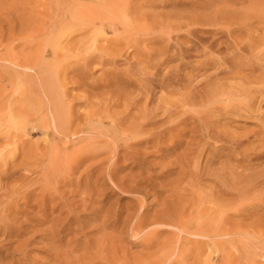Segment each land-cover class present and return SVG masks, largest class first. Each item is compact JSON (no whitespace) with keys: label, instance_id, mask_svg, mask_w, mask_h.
Segmentation results:
<instances>
[{"label":"rangeland","instance_id":"374dc122","mask_svg":"<svg viewBox=\"0 0 264 264\" xmlns=\"http://www.w3.org/2000/svg\"><path fill=\"white\" fill-rule=\"evenodd\" d=\"M43 57L72 116L65 134L40 127L47 99L14 80ZM263 74L264 0H0V264H264ZM213 86L228 92L201 102ZM140 108L157 116L132 138ZM195 170L208 199L179 213ZM138 202L173 222L121 235Z\"/></svg>","mask_w":264,"mask_h":264},{"label":"bare ground","instance_id":"6f19581e","mask_svg":"<svg viewBox=\"0 0 264 264\" xmlns=\"http://www.w3.org/2000/svg\"><path fill=\"white\" fill-rule=\"evenodd\" d=\"M48 15V14H47ZM49 16V15H48ZM44 18V17H43ZM49 18H53V17H49ZM48 18V19H49ZM50 20V19H49ZM47 24H49V23H47ZM44 25V24H43ZM62 25V24H61ZM48 27V26H47ZM51 27V26H50ZM44 29V28H43ZM47 29V28H46ZM46 29H44V30H46ZM82 29H84V28H82ZM87 29V28H86ZM92 29V28H91ZM37 31V30H36ZM48 31V30H47ZM50 31V30H49ZM86 31V30H85ZM51 33V32H50ZM50 33H49V35H50ZM52 33H54V32H52ZM80 33V32H79ZM83 33V32H82ZM156 33V32H155ZM57 34V33H56ZM43 35H48L47 33H45V31H44V34ZM42 35V36H43ZM97 35V34H96ZM100 35V34H99ZM90 36V35H89ZM93 36V35H92ZM44 38H47V36H44ZM63 38V37H62ZM121 38V37H120ZM86 40V39H85ZM17 42V41H16ZM33 42V41H32ZM45 42V41H44ZM76 42V41H75ZM26 43V42H25ZM60 43V42H59ZM12 44V43H11ZM28 44V43H27ZM55 44V43H54ZM90 44H91V42H90ZM33 45V44H32ZM48 45V44H47ZM54 46V45H53ZM62 46V45H61ZM64 46V45H63ZM68 48V47H67ZM57 50V49H56ZM42 51H44V50H42ZM263 51V50H262ZM64 52V51H63ZM78 52V51H77ZM59 54V53H58ZM42 55V54H41ZM57 56V55H56ZM55 56V57H56ZM48 58V57H47ZM47 58L45 57H43L41 60H40V58H39V60H37L36 62H34L33 64L31 63V66L30 67H28L27 69H31L30 71H34V74L32 75V74H30L29 72H27L26 70V72H24L23 74L21 73L20 74V76L18 75L19 73L17 72V75L18 76H14V80L18 83V84H22V85H24V88H25V91L27 92V94L29 95H34V94H36V96H38L37 98H40L39 96H43L45 99H47L46 101H47V103L44 105L45 107H46V110H47V108L49 109L48 111H46V112H48L49 113V115H50V117H49V123L47 122H45L46 120H44V118H43V120H42V118H41V116H40V118H41V121H43V123H42V125L40 126V127H44V129L45 128H47V127H51L52 129L54 128V130H56L58 133H60V134H65V133H67V131H68V129H69V126H71V121H72V116H71V113H70V111H63V110H60V106H61V103H62V98H61V94H59L58 92H57V88L56 87H58V85H55L54 84V82L55 81H53V84H50V83H48L49 81H47V78H48V75H50V74H54V72H56V71H52L51 69H52V67L50 66V65H52L51 64V62H50V60H47ZM57 58V57H56ZM18 61V60H17ZM34 61V60H33ZM158 61V60H157ZM68 62V61H67ZM86 62V61H85ZM14 63V62H13ZM49 63H50V65H49ZM254 64V63H253ZM55 66V65H54ZM62 66V65H61ZM51 67V68H50ZM57 67V66H56ZM261 68V67H260ZM58 70H59V67H58ZM57 70V71H58ZM31 72V73H32ZM61 72V71H60ZM66 72V71H65ZM236 74H238V72L236 73ZM243 74V73H242ZM241 74V75H242ZM264 75V74H263ZM53 76V75H52ZM99 76V75H98ZM231 76V75H230ZM233 77V76H232ZM236 77V76H235ZM234 77V78H235ZM245 77H247V76H245ZM244 77V78H245ZM254 77V76H253ZM257 77H258V75H257ZM260 77H261V75H260ZM240 78V77H239ZM256 78V77H255ZM254 78V79H255ZM263 78V77H262ZM230 79V78H229ZM259 79H261V78H259ZM55 80V79H54ZM219 81V80H218ZM242 81V80H241ZM217 82V81H216ZM226 82V81H225ZM219 84H220V81L218 82ZM227 83V82H226ZM201 84V83H200ZM231 84V83H230ZM217 85V83H215V86ZM238 85V84H237ZM62 86V85H61ZM60 86V87H61ZM140 86V85H139ZM220 86H222V85H220ZM245 86V85H244ZM15 87H16V85H15ZM143 87V86H142ZM147 87V86H146ZM216 87H218V86H216ZM225 87V86H224ZM224 87H223V89H217V88H214V86L212 87V88H210L209 90H207V91H205L202 95H200V96H198V99H200L201 100V102H202V100L204 99V100H206V101H210V102H212L213 104H214V102H219L220 101V99L218 98V97H220L222 94H226L228 91H224ZM226 87H227V85H226ZM230 87H231V85H230ZM252 87V86H251ZM59 88V87H58ZM153 88V87H152ZM220 88V87H219ZM231 88H234V86L233 87H231ZM242 88V87H241ZM245 88V87H244ZM243 88V89H244ZM250 88V87H249ZM140 89V88H139ZM228 89V88H227ZM237 88H234V89H232V90H236ZM243 89H242V91H243ZM247 89V88H246ZM15 90V89H14ZM21 90H23L22 88H21ZM20 90V91H21ZM247 90H249V89H247ZM246 90V91H247ZM255 90V89H254ZM230 92H231V90H229ZM241 92L240 90H237V92ZM249 91H251V90H249ZM229 92V93H230ZM233 92V91H232ZM232 92H231V94H232ZM238 92V93H239ZM248 92V91H247ZM20 93V92H19ZM24 93V92H23ZM132 93V92H131ZM228 93V94H229ZM255 93V92H254ZM261 93H262V91H261ZM21 94V93H20ZM230 94V95H231ZM237 94V93H236ZM252 94V93H251ZM192 95V94H191ZM229 95V96H230ZM233 95H234V93H233ZM231 96V97H234V98H237L238 97V95H236V97L235 96ZM242 95V94H241ZM247 95V94H246ZM26 96V95H25ZM30 96V97H31ZM35 96V95H34ZM137 96V95H136ZM224 97H225V95H223ZM223 96H222V98H223ZM229 96L227 97L228 99H229ZM243 96H245V95H243ZM256 96V95H255ZM29 97V96H28ZM127 97H128V95H127ZM195 97V96H194ZM230 97V98H231ZM32 98V97H31ZM221 98V100H223ZM22 99V98H21ZM36 98L34 97V99H31V100H35ZM41 99L43 100V98L41 97ZM41 99H39V100H41ZM44 99V100H45ZM147 99V98H146ZM187 99V98H186ZM192 99V98H191ZM217 99H219L218 101H217ZM247 99V98H246ZM39 100H37V102L39 101ZM42 100H41V103H42ZM178 100V99H177ZM181 100V99H180ZM195 100H197V99H195ZM230 101H231V99H229ZM232 100H233V98H232ZM244 100V99H243ZM19 101H21V100H19ZM152 101V100H151ZM162 101V100H161ZM192 101H194V98H193V100H191L190 102H187V100H186V102L188 103V104H191L192 103ZM209 101H208V104L207 105H209ZM226 101V100H225ZM242 101V100H241ZM251 101V100H250ZM260 101V100H259ZM23 102H25V101H23ZM44 102V101H43ZM99 102V101H98ZM97 102V103H98ZM104 102H106V101H104ZM109 102V101H108ZM118 102V101H117ZM160 102V101H159ZM178 102V101H177ZM195 102H197V101H195ZM232 102V101H231ZM39 103V102H38ZM100 103V102H99ZM110 103V102H109ZM116 103V102H115ZM128 103H129V101H128ZM164 103V102H163ZM186 103V104H187ZM31 104V103H30ZM29 104V105H30ZM33 104V103H32ZM37 104V103H36ZM35 104V105H36ZM68 104V103H67ZM111 104V103H110ZM131 104V103H130ZM129 104V105H130ZM157 104H158V101H157ZM166 104V103H165ZM185 104V105H186ZM216 104V103H215ZM229 104H231V103H229ZM236 104V103H235ZM244 104V103H243ZM40 105H42V104H40ZM39 105V106H40ZM105 105V104H104ZM103 105V106H104ZM149 105V104H148ZM182 105V104H181ZM14 106V105H13ZM12 106V107H13ZM126 106V105H125ZM157 106H159V105H157ZM188 106V105H187ZM210 106H211V104H210ZM227 106V105H226ZM233 106V105H232ZM235 106V105H234ZM248 106V105H247ZM27 107V106H26ZM65 107V106H64ZM98 107V106H97ZM141 107V106H140ZM164 107V106H163ZM168 107V106H167ZM180 107V106H179ZM190 107V106H189ZM202 107V106H201ZM224 107V106H223ZM11 108V107H10ZM108 108V107H107ZM127 108V107H126ZM150 108V107H149ZM183 108H186V107H183ZM212 108H215L214 106H212ZM231 108V107H230ZM236 108V107H235ZM17 109V108H16ZM39 109L41 110V107H39ZM62 109V108H61ZM103 109H104V107H103ZM106 109V108H105ZM141 109V108H140ZM155 109H158V107L156 108L155 107ZM168 109V108H167ZM190 109V108H189ZM192 109V108H191ZM206 109H208V108H206ZM219 109H221V108H219ZM8 110V109H7ZM37 110H38V105H37ZM40 110H39V112H40ZM70 110V109H69ZM101 110V109H100ZM142 110V109H141ZM159 111H160V109H158ZM170 110V109H169ZM182 110V109H181ZM33 111V110H32ZM147 111V110H146ZM152 111V110H151ZM155 111V110H154ZM157 111V110H156ZM189 111V110H188ZM200 111V110H199ZM203 111V110H202ZM222 111V110H221ZM241 111V110H240ZM163 112V111H162ZM166 112V111H165ZM191 112V111H190ZM189 112V113H190ZM193 112H195V110L193 111ZM197 112V111H196ZM209 112V111H208ZM208 112H206V113H208ZM224 112H226V111H224ZM32 113V112H31ZM35 113H37V114H39L38 112H35ZM158 113V112H157ZM169 113H171V112H169ZM168 113V114H169ZM183 113V112H182ZM188 113V112H187ZM205 113V112H204ZM214 113V112H213ZM223 113V112H222ZM234 113V112H233ZM44 114H47V113H45L44 112ZM137 115H135L134 116V118H133V120H131L130 121V124H131V127L129 128L130 129V131H128V133H129V136L130 137H134V136H136V134L137 133H140V132H142L144 129H145V127L147 126V125H149L150 123H152L154 120V117L155 116H157V114L156 113H153V112H151V113H146L144 110H142V111H140V113L138 114V112L136 113ZM173 114V113H172ZM171 114V115H172ZM197 114V113H196ZM225 114V113H224ZM48 115V114H47ZM124 115V114H123ZM187 115H189V114H187ZM205 115V114H204ZM228 115V114H227ZM230 115V114H229ZM21 116V115H20ZM29 116V115H28ZM27 116V117H28ZM46 116V115H45ZM191 116H193V115H191ZM213 116H215V115H213ZM212 116V117H213ZM5 117V116H4ZM43 117V116H42ZM176 117V116H175ZM195 117V116H194ZM229 117V116H228ZM10 118V117H9ZM93 118V117H92ZM153 118V119H152ZM181 118V117H180ZM179 118V119H180ZM202 118V117H201ZM200 118V119H201ZM11 119V118H10ZM21 119V118H20ZM27 119V118H26ZM26 119H24V120H26ZM162 119V118H161ZM198 119V118H197ZM206 120H209V119H206ZM14 122V120H12L11 119V121L10 122ZM212 121H214L215 122V120H212ZM9 122V123H10ZM27 121H25L24 123H26ZM44 122H45V124H44ZM155 122V121H154ZM4 123V122H3ZM167 123V122H166ZM194 123V122H193ZM203 123H205V122H203ZM208 123H210V125H211V122H208ZM216 123V122H215ZM4 124H7V123H4ZM4 124H2L1 123V125H4ZM28 124H30V123H28ZM178 124V123H177ZM0 125V126H1ZM26 125H27V123H26ZM173 125V124H172ZM179 125V124H178ZM205 125V124H204ZM209 125V126H210ZM213 125V124H212ZM128 126V125H127ZM159 126V125H158ZM21 128H22V126H20ZM24 127V126H23ZM168 127H170L169 125H168ZM172 127V126H171ZM208 126L207 125H205V131L208 129L207 128ZM4 128V127H3ZM26 128V127H25ZM125 128V127H124ZM165 128V127H164ZM167 128V127H166ZM165 128V129H166ZM14 129V128H13ZM17 129V128H16ZM38 129V128H37ZM40 129V128H39ZM42 129V128H41ZM49 129V128H48ZM47 129V130H48ZM79 129V128H78ZM153 129V128H152ZM158 129H160L159 127H158ZM216 129V128H215ZM99 130H101V129H98V131ZM110 130V129H109ZM122 130V129H121ZM125 130V129H124ZM168 130H170V129H168ZM194 130V129H193ZM213 130V129H212ZM1 131V130H0ZM6 131V130H5ZM11 131V130H10ZM14 132L16 131V130H13ZM55 131V132H56ZM127 131V130H126ZM159 130H152V132H150L151 133V135H153V136H155V134H157V133H159L158 132ZM165 130H163V132H164ZM202 131V130H201ZM209 131V130H208ZM4 132V131H3ZM3 132H2V135H3ZM54 132V133H55ZM195 132V131H194ZM9 133V132H8ZM57 133V134H58ZM71 133H73V132H71ZM77 133V132H76ZM75 133V134H76ZM123 133V132H122ZM125 133V132H124ZM143 133V132H142ZM207 133V132H206ZM4 134H6V133H4ZM127 134V133H126ZM126 134H123V135H125L126 136ZM141 134V133H140ZM162 134V133H161ZM193 134V133H192ZM150 135V134H149ZM158 136L160 135V134H157ZM166 135V134H165ZM170 135V134H169ZM207 135V134H206ZM152 137V136H151ZM211 137V136H210ZM118 138V137H117ZM136 138V137H135ZM148 138H150V137H148ZM158 138V137H157ZM160 138V137H159ZM208 138V137H207ZM67 139V138H66ZM19 140V139H18ZM17 140V141H18ZM160 140V139H159ZM16 140H14V142H15ZM147 141H149V139H144V142H147ZM200 141V140H199ZM230 141V140H229ZM234 141H235V139H234ZM237 141V140H236ZM137 142V141H136ZM153 142V141H152ZM223 142V141H222ZM17 142H15V144H16ZM68 143V142H67ZM130 143V142H129ZM147 143H149V142H147ZM159 143V142H158ZM173 143V142H172ZM205 143V142H204ZM215 143V142H214ZM238 143V142H237ZM11 144H12V141H11ZM19 144H21V142L19 143ZM117 144V143H116ZM114 145V144H113ZM160 145V144H159ZM219 145V144H218ZM14 146V145H13ZM79 146V145H78ZM80 147V146H79ZM78 148V147H77ZM87 148V147H86ZM9 150H11V149H9ZM16 150V149H15ZM67 150V149H66ZM71 150H72V148H71ZM201 150V149H200ZM210 150V149H209ZM73 151V150H72ZM95 150H92V151H77V152H74V153H67V151L65 152V154L66 155H74V156H76V159L78 158H80L81 159V157H83L84 158V154H86V153H89V152H93L94 154H95V152H94ZM102 151V150H101ZM103 151H105V150H103ZM18 152V151H17ZM118 152V151H117ZM209 152V151H208ZM105 153V152H104ZM112 153V152H111ZM115 153V152H114ZM200 153V152H199ZM198 153V154H199ZM30 154V153H29ZM133 154H135V152L133 153ZM68 155V156H69ZM89 155V154H88ZM112 155V154H111ZM114 155V154H113ZM112 155V156H113ZM137 154H135L134 156H136ZM182 155V154H181ZM181 155H179V156H181ZM27 156V155H26ZM30 156V155H29ZM28 156V157H29ZM71 156V157H72ZM73 156V158H75ZM98 156V155H97ZM115 156V155H114ZM94 158H95V156H93ZM92 157V158H93ZM27 158V157H26ZM73 158H71V159H73ZM86 158H87V154H86ZM29 159V158H28ZM75 159V160H76ZM115 159V158H114ZM183 159H184V157H183ZM66 160V159H65ZM74 159L72 160V161H75ZM86 160V159H85ZM206 160H207V158H206ZM27 161H29V160H27ZM80 161V160H79ZM106 161V160H105ZM5 162V161H4ZM181 162V161H180ZM211 161L209 160V163H210ZM74 163V162H73ZM79 163V162H78ZM77 163V164H78ZM110 163V162H109ZM115 163V162H114ZM171 163V162H170ZM196 162H194L193 164H195ZM220 163V162H219ZM113 165V164H112ZM168 165V164H167ZM209 165V164H208ZM69 166V165H68ZM67 166V167H68ZM180 166H182L181 164H180ZM206 166V165H205ZM172 167V166H171ZM170 167V168H171ZM196 167V166H195ZM182 168V167H181ZM195 169V168H194ZM70 170H71V168H70ZM74 170V169H73ZM181 170V169H180ZM170 171V170H169ZM191 171V170H190ZM139 172H141V170L139 171ZM167 172V171H166ZM185 172V171H184ZM199 171H197V170H195L193 173H192V179H191V181H192V183H189V191H188V193H190L191 194V196H192V198L190 199V202H189V204H185L184 202V205L182 206V207H180L181 209H180V212L179 213H181L183 210H185V208L187 207L186 205H192V204H199L201 201H205L206 199H208L207 198V194L206 193H203V192H201V190L200 191H198V190H195L197 187H195L196 186V183L198 184L200 181H203L204 179H207L206 178V176H207V171H206V173H205V171H204V174H199L198 173ZM203 173V172H202ZM109 174H111V173H109ZM112 174H114V173H112ZM128 174H130V173H128ZM137 174V173H136ZM138 174H140V173H138ZM108 175V174H107ZM181 175V174H180ZM111 176H113V175H110V177ZM209 176V175H208ZM109 177V176H108ZM114 177V176H113ZM131 177V176H130ZM141 177V176H140ZM151 177V176H150ZM99 178H100V176H99ZM116 178V177H115ZM135 178L136 177H133L132 178V183H133V185H134V183H140L139 181L140 180H135ZM146 178H148V177H146ZM185 178V177H184ZM111 179V178H110ZM134 179V180H133ZM137 179H138V177H137ZM141 179H142V177H141ZM150 179H152V177L150 178ZM117 180H119V179H117ZM124 180V179H123ZM113 181V180H112ZM115 181V180H114ZM112 182V184L114 183L115 184V182ZM120 181V180H119ZM126 181V180H125ZM145 181H146V179H145ZM173 181V180H172ZM103 182H105V180L103 181ZM117 182V181H116ZM123 181H121V182H119V183H122ZM154 182H155V179H154ZM106 183V182H105ZM117 185H118V182L116 183ZM116 184H115V186H116ZM145 185H144V187L146 186V185H149L150 187H152L148 182H145L144 183ZM152 184V183H151ZM129 185V184H128ZM132 184H131V186L133 187V189H134V187H135V185L133 186ZM158 185V184H157ZM176 185V184H175ZM185 185V184H184ZM164 186V185H163ZM182 186H183V184H182ZM182 186H181V188H182ZM118 187H119V185H118ZM130 187V186H129ZM137 187V186H136ZM136 187H135V189H136ZM143 187V186H142ZM158 187V186H157ZM180 187V186H179ZM185 186H183V189L184 190H186L185 188H184ZM204 186L202 185V187L201 188H203ZM116 188V187H115ZM120 188V187H119ZM131 188V187H130ZM129 188V189H130ZM187 188V187H186ZM198 188H199V186H198ZM206 188V187H205ZM121 189H122V187H121ZM134 189V190H135ZM213 189V188H212ZM132 190V189H131ZM138 190V189H137ZM137 190H135V192H136V194L138 193L139 194V196L137 195V197H143L144 195V193H147V192H144V193H142V191H137ZM140 190V189H139ZM145 190V189H144ZM147 190V189H146ZM205 191H206V189H204ZM210 190V189H209ZM218 190H220V189H218ZM180 191L182 192L183 190L182 189H180ZM215 191H216V189H215ZM221 191H223V190H221ZM135 192H132V193H135ZM154 192H155V190H154ZM184 192V191H183ZM211 192V191H210ZM219 192V191H218ZM217 191H216V193H218ZM177 193V192H176ZM91 194V193H90ZM153 194V193H152ZM183 194V193H182ZM189 194V195H190ZM215 194V193H214ZM214 194H211L210 196L212 197ZM170 195H173V194H170ZM185 195V194H184ZM218 195H219V193H218ZM90 196V195H89ZM135 196V195H134ZM215 196V195H214ZM216 196H217V194H216ZM133 197V196H132ZM190 197V196H189ZM219 197V196H218ZM135 198V197H134ZM140 198H138V199H140ZM165 198V197H164ZM173 198V197H172ZM179 198V197H178ZM210 198V197H209ZM136 199V198H135ZM165 199H167V198H165ZM137 201H139V200H137ZM163 201V200H162ZM165 201V200H164ZM163 201V202H164ZM208 201V200H207ZM222 201V200H221ZM141 202L143 203L144 201H142L141 200ZM162 202V203H163ZM206 202V201H205ZM134 203V202H133ZM139 203V202H138ZM160 203V202H159ZM164 203H166V202H164ZM168 203V202H167ZM175 203V202H174ZM140 204V203H139ZM145 204V203H144ZM173 204V203H172ZM205 204V203H204ZM167 206L168 204H164V206ZM222 204H220V206H221ZM137 206V205H136ZM135 206V208H137ZM140 206H141V204L139 205V207H138V209L136 210L135 208H134V210H136V212H135V214H134V212L132 213V215H133V217H132V215H130L132 218H133V221H132V223H131V225H129L128 227H124L123 226V228H121V230L120 231H118V232H121V235L123 234V232H125L126 231V229H127V231L129 232V234H131V235H133V236H135L136 234H138L139 232H140V229H139V227L140 226H142V224H144L145 222H147L148 224L149 223H151L152 225H158V224H162V223H164V221H167L168 220V222L170 221V222H173L172 221V219L174 220V217L173 218H171L170 217V215H169V217L171 218V220L169 219V217H168V219H166L165 218V215H163V213H160V214H158V215H154L155 213L157 214V212L158 211H156L155 213H153L152 214V218H150L151 220H149V219H145L146 217H144L145 215L142 213L143 212V210L142 209H139L140 208ZM143 206V205H142ZM158 206H159V204H158ZM197 206V205H196ZM219 206V207H220ZM146 207V206H145ZM161 207V206H160ZM194 207V206H193ZM192 207V208H193ZM222 207V206H221ZM145 209V208H144ZM169 209V208H168ZM202 209V208H201ZM117 210V209H116ZM164 210H165V207H164ZM166 210H167V208H166ZM166 210H165V212H166ZM191 210V209H190ZM217 210H218V208H217ZM168 211V210H167ZM169 211H171V210H169ZM224 211V210H223ZM164 212V213H165ZM172 212H174V211H172ZM177 212V211H176ZM185 212H186V210H185ZM218 212H221V211H218ZM218 212L216 213V214H218ZM147 214V213H146ZM166 214V216H168V214L167 213H165ZM201 214V213H200ZM221 214H223V213H221ZM114 215V214H113ZM161 215H163V216H161ZM171 215H173L172 213H171ZM178 215V214H177ZM180 215H182V214H180ZM176 216V215H175ZM110 217V216H109ZM127 217V216H126ZM180 217V216H179ZM183 217V216H182ZM187 217V216H186ZM197 217V216H196ZM200 217V216H199ZM220 217H221V215H220ZM219 217V218H220ZM112 218V217H111ZM178 218V217H177ZM108 219V218H107ZM106 219V220H107ZM116 219H117V217H116ZM129 219H131L130 217H129ZM195 219V218H194ZM105 220V223H107V221ZM178 220V219H177ZM192 220V219H191ZM198 220V219H197ZM67 221V220H66ZM118 221V220H117ZM126 221V220H125ZM176 221V220H175ZM187 220H183V221H179V222H176L175 224H176V227L177 226H180V228H183L184 230L186 229V230H189L190 232H202V234L203 235H205L206 234V228H205V226L203 225H201V224H199V223H193L192 225H191V222L190 221H187ZM194 221V220H193ZM211 221V220H210ZM116 221L115 220H113L112 219V221H111V223L112 224H114ZM190 222V223H189ZM197 222V221H196ZM160 224V225H161ZM150 225V224H149ZM207 225V224H206ZM113 227V226H112ZM143 228V227H142ZM179 228V229H180ZM154 231V230H153ZM156 231V230H155ZM203 232H205V233H203ZM155 233V232H154ZM118 235H119V233H118ZM137 236V235H136ZM154 236V235H153ZM144 237H146L147 238V236H144ZM143 237V238H144ZM136 238V237H135ZM142 238V239H143ZM146 238H144V239H146ZM153 238V237H152ZM143 239V240H144ZM115 241V240H114ZM117 241V240H116ZM150 242V240L147 242V243H149ZM153 242V241H152ZM155 242V241H154ZM151 243V242H150ZM155 244V243H154ZM251 250V249H250ZM220 251V250H219ZM262 251V250H261ZM217 252V251H216ZM263 252V251H262ZM261 253V252H260ZM168 256V255H167ZM167 256H165V255H162L161 254V256H158V258H156L155 259V262H154V264H163V263H165L166 262V264H176L175 262H173L172 260H170V259H167L166 257ZM199 256V255H198Z\"/></svg>","mask_w":264,"mask_h":264}]
</instances>
